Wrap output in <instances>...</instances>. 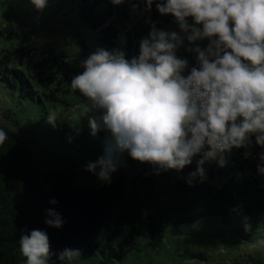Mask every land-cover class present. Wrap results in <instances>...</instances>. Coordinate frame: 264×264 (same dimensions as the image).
I'll use <instances>...</instances> for the list:
<instances>
[{
  "label": "clouds",
  "instance_id": "1",
  "mask_svg": "<svg viewBox=\"0 0 264 264\" xmlns=\"http://www.w3.org/2000/svg\"><path fill=\"white\" fill-rule=\"evenodd\" d=\"M50 0H30L40 12ZM125 0H111L114 5ZM150 13L155 3L161 16L171 15L179 31L160 29L151 22L139 41V53L126 58L120 49L98 48L80 62L70 88L82 97L78 107L90 135L107 133L103 154L86 170L110 183L125 153L160 172L182 171L196 160L188 183L206 179V162L224 167L226 154L253 144L264 148V0H140ZM135 7V5H134ZM191 21V23H190ZM207 41L201 46L200 42ZM196 56V66L178 55ZM50 110L47 123L60 122ZM80 124V123H79ZM79 124L70 126L78 134ZM0 128V145L8 140ZM257 165L264 176V153ZM51 204L57 201L52 199ZM45 224L60 229L65 221L46 209ZM251 231L249 224L244 225ZM264 249V237L250 241ZM19 251L23 264H55L79 257V250L53 253L46 231L22 232Z\"/></svg>",
  "mask_w": 264,
  "mask_h": 264
},
{
  "label": "trees",
  "instance_id": "2",
  "mask_svg": "<svg viewBox=\"0 0 264 264\" xmlns=\"http://www.w3.org/2000/svg\"><path fill=\"white\" fill-rule=\"evenodd\" d=\"M143 8L140 0L119 5L111 0H80L79 16L99 31L98 40L106 50L120 49L131 59L138 55L139 41L148 35L151 22L162 27L173 21V17L161 16L155 3L150 13ZM93 52L88 50L86 56ZM68 58L26 39L0 52V83L21 103L68 106L64 97L72 76L63 79L73 65ZM0 128L9 137L0 145V264H23L19 238L33 229L47 232L53 253L79 250V257H100L105 263L123 260L145 233L148 246L158 251L173 227L209 217L257 219L264 215V176L257 170L264 148L255 144L227 153L224 167L206 162L203 182L173 179L168 171L157 175L142 164L131 177L123 174L110 183L91 186L78 181L83 172L73 164L40 170L30 148L31 129L11 110H1ZM85 133L79 129L76 134ZM93 145L90 142L86 147ZM52 199L57 203L51 204ZM50 208L65 221L62 228L45 224V210ZM52 261L69 264L57 261L55 255Z\"/></svg>",
  "mask_w": 264,
  "mask_h": 264
},
{
  "label": "rangeland",
  "instance_id": "3",
  "mask_svg": "<svg viewBox=\"0 0 264 264\" xmlns=\"http://www.w3.org/2000/svg\"><path fill=\"white\" fill-rule=\"evenodd\" d=\"M79 13L80 0H50L49 6L43 12L35 9L30 0H0V52L12 49L26 39H34L42 49L54 50L69 57L68 61L73 65L65 73L63 79L67 80L81 70L80 64L73 59L81 62L87 58L88 50L93 52L98 48L106 49L98 40L99 31L85 24ZM166 17L172 19L171 15L164 16ZM158 28L179 31L174 18ZM200 43L204 46L207 41ZM187 47L185 42L178 50V55L189 61V67L196 66V56L186 51ZM70 81L67 83L68 94L64 97L68 106L56 108L48 102L45 106H48L47 109L29 101L19 102L0 83V114L1 110H11L17 114L24 127L31 129L30 148L40 170L73 164L83 172L79 182L101 186L105 183L95 173L87 171L86 165L103 154L107 135L98 134L93 137L87 121L81 122L83 115L78 105L82 103V97L70 88ZM53 109L58 110L60 121L55 128L46 122L49 111ZM70 123H80L79 129L87 133L77 135ZM90 142L94 145L86 147ZM200 158L195 157L193 163L180 172L169 170V175L173 179L188 178L189 173L195 171L196 160ZM123 161L117 171L112 173L111 180L123 174L131 177L136 166L142 165L126 153ZM262 180L264 182V177ZM245 224L251 226V231H245ZM262 237L264 215L257 219L247 216H230L225 220L209 217L169 229L163 246L158 251H153L148 246L145 233L123 260L102 263L100 257L80 256L71 264H264V249L248 247L250 241Z\"/></svg>",
  "mask_w": 264,
  "mask_h": 264
}]
</instances>
